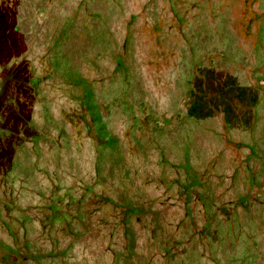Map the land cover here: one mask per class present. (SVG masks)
<instances>
[{
	"label": "rangeland",
	"instance_id": "1",
	"mask_svg": "<svg viewBox=\"0 0 264 264\" xmlns=\"http://www.w3.org/2000/svg\"><path fill=\"white\" fill-rule=\"evenodd\" d=\"M135 1L0 0V264H264V16Z\"/></svg>",
	"mask_w": 264,
	"mask_h": 264
},
{
	"label": "flooded vegetation",
	"instance_id": "2",
	"mask_svg": "<svg viewBox=\"0 0 264 264\" xmlns=\"http://www.w3.org/2000/svg\"><path fill=\"white\" fill-rule=\"evenodd\" d=\"M201 1L202 0H189V1L183 0V2L178 5V8L181 9V13H180L181 16H185L187 13H189V11L190 13L191 11H193L191 16H194V13L196 11V5L198 2ZM188 2H191V4H188ZM133 3H138V5L140 6L142 4L140 0H136ZM162 3H163L162 12H160L159 10L154 11V13H156V15L159 18V23H161L162 21H168L175 24L177 22V19L178 20L180 19V15L178 18L174 14V10L172 11L170 8L166 9L168 5L166 0H162ZM145 5L146 3H144L143 9L145 8ZM151 10L150 13H153L151 12ZM263 16H264V0H233L232 12L228 21L233 26L232 31L236 36L235 38L238 40H243L244 38L250 36L251 34L255 35L253 36L255 38L259 30V23L257 22V18ZM129 18H130L129 19L130 23H132L133 20L137 21V24H135L134 27L136 26L141 27L143 30V37L144 35H146L150 41V44H152V33L151 31H149L150 30L149 26L152 24V22L149 21L147 15L144 14L143 10L137 11L136 14H134L131 10L129 12ZM178 27H181V24H178ZM147 32L148 35L146 34ZM143 42L146 43L145 38L143 39ZM39 67L41 70L40 72L41 77L38 78V81L47 77L49 72V66L46 64V62H42V60ZM44 70H46V72ZM30 77L33 78L32 74ZM68 110L64 113L63 118L67 123H70V125H72L74 128L78 127V123H88L85 122L86 120L88 121V119L85 115L84 110H82L83 111L82 113H73L66 117ZM235 151L241 153V151H239L238 148L230 147L231 157L228 158H232L234 160L233 162L236 164L239 163L246 154H240L238 156L237 152Z\"/></svg>",
	"mask_w": 264,
	"mask_h": 264
}]
</instances>
